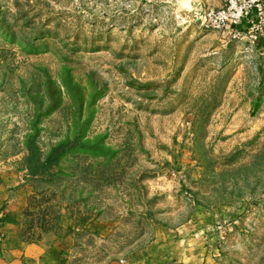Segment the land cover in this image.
Returning a JSON list of instances; mask_svg holds the SVG:
<instances>
[{
    "label": "rangeland",
    "instance_id": "1",
    "mask_svg": "<svg viewBox=\"0 0 264 264\" xmlns=\"http://www.w3.org/2000/svg\"><path fill=\"white\" fill-rule=\"evenodd\" d=\"M199 6L0 0V168L31 190L26 240L66 231L74 264H264V50Z\"/></svg>",
    "mask_w": 264,
    "mask_h": 264
},
{
    "label": "crops",
    "instance_id": "2",
    "mask_svg": "<svg viewBox=\"0 0 264 264\" xmlns=\"http://www.w3.org/2000/svg\"><path fill=\"white\" fill-rule=\"evenodd\" d=\"M209 7H218L223 0H199ZM259 52L263 46L255 45ZM237 50V49H236ZM31 190L22 172L0 168V264H74L71 254L72 243L66 231L59 235L46 234L40 240H26L21 231L28 210ZM60 220V227L69 223ZM64 224V225H63ZM68 229V228H67ZM146 259L138 255L125 260L105 264H143Z\"/></svg>",
    "mask_w": 264,
    "mask_h": 264
},
{
    "label": "built area",
    "instance_id": "3",
    "mask_svg": "<svg viewBox=\"0 0 264 264\" xmlns=\"http://www.w3.org/2000/svg\"><path fill=\"white\" fill-rule=\"evenodd\" d=\"M194 17L204 30L219 31L248 47L264 41V0H224L220 7L199 6Z\"/></svg>",
    "mask_w": 264,
    "mask_h": 264
},
{
    "label": "trees",
    "instance_id": "4",
    "mask_svg": "<svg viewBox=\"0 0 264 264\" xmlns=\"http://www.w3.org/2000/svg\"><path fill=\"white\" fill-rule=\"evenodd\" d=\"M51 158H52V156L50 155L48 159H51Z\"/></svg>",
    "mask_w": 264,
    "mask_h": 264
}]
</instances>
